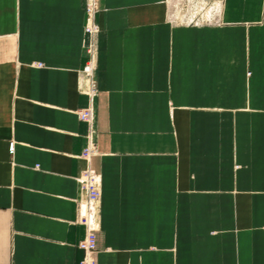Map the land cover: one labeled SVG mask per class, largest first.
<instances>
[{
	"label": "crops",
	"instance_id": "0c3cea01",
	"mask_svg": "<svg viewBox=\"0 0 264 264\" xmlns=\"http://www.w3.org/2000/svg\"><path fill=\"white\" fill-rule=\"evenodd\" d=\"M84 3L0 0V264L82 260L89 142L96 264H264V0H99L91 103Z\"/></svg>",
	"mask_w": 264,
	"mask_h": 264
},
{
	"label": "built area",
	"instance_id": "2783aa9c",
	"mask_svg": "<svg viewBox=\"0 0 264 264\" xmlns=\"http://www.w3.org/2000/svg\"><path fill=\"white\" fill-rule=\"evenodd\" d=\"M85 23V51L87 60L83 69L80 72V90L84 93L91 103L96 97L98 90L94 73L96 70V36L99 33V27L96 22V17L99 12V0H85L84 3ZM41 67V65H38ZM93 117L92 107L89 105L78 113V118L87 124H91ZM93 132L90 131V136ZM91 141V140H90ZM9 152H13V143L9 146ZM94 155V147L91 142L81 154V158L85 160L87 167L79 174L76 181L80 190L84 194V201L80 205V215L78 223L85 228V235L82 241L78 244V249L82 252L83 257L79 264H96V210L100 198L99 177L91 170L89 163Z\"/></svg>",
	"mask_w": 264,
	"mask_h": 264
},
{
	"label": "rangeland",
	"instance_id": "374dc122",
	"mask_svg": "<svg viewBox=\"0 0 264 264\" xmlns=\"http://www.w3.org/2000/svg\"><path fill=\"white\" fill-rule=\"evenodd\" d=\"M202 11H205L204 6L201 8Z\"/></svg>",
	"mask_w": 264,
	"mask_h": 264
}]
</instances>
